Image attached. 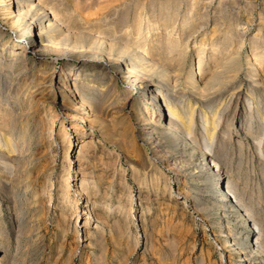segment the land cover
<instances>
[{"label": "rangeland", "instance_id": "obj_1", "mask_svg": "<svg viewBox=\"0 0 264 264\" xmlns=\"http://www.w3.org/2000/svg\"><path fill=\"white\" fill-rule=\"evenodd\" d=\"M133 1H136L134 4H138L142 10L146 7V10H143L145 17L142 21V24L145 23L143 25L145 30L149 25L161 24L166 14L169 16V13L173 14L176 12L175 9L181 8L180 16L174 21L172 28H176L174 38L178 39L181 36L183 44L187 47V55H184L183 61L176 56L179 59L176 62L166 64L159 62L162 66L151 67L152 73L146 72L140 81L136 74L130 76L128 69L121 64L106 69L103 61L94 62L91 53L84 54L81 57L82 61L79 62L77 58L80 54L77 55V51L81 49L75 48L76 52H71V49L75 51L74 43L75 46H80L79 36L75 40L73 38L81 31L85 35L87 33L89 36L87 42L90 43L91 36L96 33L92 31V35L90 34L92 28L88 27L87 23L98 19V13L105 12L108 0H105V3L104 0H51V8L60 12L62 16L59 31L61 39L56 41L57 44L54 43L56 46L52 45L46 52L38 51L36 47L40 44L38 37L32 38L29 32H13L0 15V96L2 97L0 98L2 113H0V133L7 134L8 130L11 132V129L7 127V130L4 125L6 122L11 123L16 126L14 141L22 144L18 145L19 154L14 153L11 157L13 158L15 154L19 157L18 163L16 162L18 169L15 172L4 171L3 162L0 161L3 167L0 168V264H264V121L256 110V103H260L258 107L264 111V97L259 96L255 88L250 85V78L246 74L249 60L254 58V53L262 51L264 53V0H223V2L193 0V3L192 0L190 2L189 0H145L149 3H144V0ZM159 1H161L160 5ZM220 5L226 6L227 9L223 10L226 7ZM169 7L172 9H163ZM184 13H191L192 18L197 19L194 28L197 29V33L194 29L180 31ZM221 14L224 15L221 17ZM79 15L83 18L78 19L81 17ZM95 17L98 18L94 19ZM215 21L220 23L222 34L216 33L212 38L211 30L215 26ZM204 22L208 26L201 28ZM230 24L231 28H229ZM71 28H74V31ZM68 31L70 34H66ZM155 32L161 35L164 29ZM227 32L233 35L232 40H234L229 44L225 43L226 40L223 38ZM72 34H75L73 38ZM66 35L67 39L64 38ZM258 36L261 37L257 40ZM235 40L244 41L240 53L241 67L237 73L240 76L235 83L241 91L237 94L232 92H237L239 89L230 92L224 90L220 93L217 91L205 99L199 95V97L195 96L197 94L194 92V95L189 89L191 84H188L190 82L188 79H190L189 75L194 74L196 77L194 80L201 83L197 72L199 58L196 52L201 47V43L208 44L202 48H206H203L204 61L210 65L206 70L212 72L221 59L235 52L237 48ZM215 43L219 46L215 48L218 50H213ZM13 44L19 45L17 51L22 53L21 55L16 57L9 53L8 48ZM225 45H229L228 49L229 52L232 50L231 53L226 50L227 54L223 50L226 48ZM260 45L262 46L259 47ZM254 47L259 48L258 51L254 50ZM67 50L70 53H66ZM53 51L58 53L61 51V55L66 53L68 56L62 57ZM215 59L218 61H215L217 64L213 61ZM180 68H183L181 70L184 72H181ZM25 69H28V72ZM164 69L169 71L170 80L168 75L163 76ZM178 74H181V77ZM176 75L182 82L176 79ZM209 76L211 73L206 79ZM162 78V81L165 80L164 83L160 82ZM143 79L144 83H142ZM45 82H47L46 88L42 86ZM175 84H178L177 87L174 86ZM156 87L158 89L161 87L160 90L164 93L167 92L166 95L177 107L180 115H183L193 104L195 130L192 133V140L189 137L175 140L171 134L154 130L157 103L153 102L152 91ZM83 97L90 98L98 107L95 111L97 116L100 115L95 122L97 126L95 123L93 125L94 129H91L87 121L83 119L81 121V118L85 117L80 104ZM30 103H34L33 106ZM74 108L78 109L74 110ZM202 112L214 118L217 114V123L219 121L216 140L207 148L205 147L207 138L200 119ZM166 115L168 116L167 112ZM80 116L79 122L77 118ZM76 127H79L83 134L80 130L76 135ZM146 130L153 131L155 143L150 141L151 135L144 134ZM64 133H67L66 139L64 136L60 137ZM38 134L48 136L40 137ZM190 141H196L201 148L205 147L207 150L203 153L207 160L215 161V164L212 163V166L215 165L214 174L217 172L214 181L206 177L205 172L204 174L200 172L199 167L204 164L201 157L203 154L200 147ZM170 160H172L171 164ZM173 162L176 165H173ZM81 182H85L86 187L80 190ZM26 186L31 187L25 188ZM62 188L70 189V196L64 200L60 195ZM226 188L231 193L233 202L239 207L233 203L235 206L233 212L220 208L223 202L220 190ZM78 189V192L75 191ZM87 202L93 212L91 216L84 215L88 211ZM86 217L90 220L87 228L84 227ZM236 241L241 244H234Z\"/></svg>", "mask_w": 264, "mask_h": 264}, {"label": "bare ground", "instance_id": "obj_2", "mask_svg": "<svg viewBox=\"0 0 264 264\" xmlns=\"http://www.w3.org/2000/svg\"><path fill=\"white\" fill-rule=\"evenodd\" d=\"M78 1V0H77ZM138 1V0H137ZM150 1H153V0H150ZM165 1V0H164ZM164 1L162 2V3H164ZM170 1H172V0H170ZM182 1V0H181ZM184 1V0H183ZM188 1V0H187ZM198 1V0H197ZM221 2H223V0H220ZM134 2H136V1H133V0H129V1H127V0H108V2H107V5H108V7H107V9L105 10V12H101V13H98L97 15H99V18L98 17H95L94 19H96V18H98V19H96V20H93V21H91V22H88L87 23V25H88V27H90V28H92V30L91 29H89V30H91V32H90V34L92 33V31H94L93 33H96L95 35H93V36H91V40H90V43H88L87 42V40L89 39V38H87V37H89V36H87V33H86V31H84L85 33H86V35L84 34V33H82V31H81V33L79 34V35H77V36H75V38H73L74 36L73 35H75L76 34V32H75V34H72L71 36H72V38H73V40H75L78 36H79V43L78 44H80V46H78V45H74L75 43H74V41L72 40V42L74 43L73 44V46H74V50H75V48H77L78 50H80L81 49V51H77L78 53H77V55L78 54H80V55H78L79 57L77 58L78 59V61L80 62V61H82V59H81V57H83L84 56V54H89V53H91L92 54V56H93V58H94V62L95 61H103L105 64L103 65L106 69H110L113 65H122V67H125V68H127L128 69V74L130 75V76H134L133 74H136V77H138L137 79L140 81V78H141V80H142V77L143 76H145L146 75V72L147 73H152V68L151 67H153L154 65H160V66H162L161 64H166V63H168V62H173V61H177V60H179V59H181L182 61H183V57H184V55H187L186 53V46H185V44H183V41H182V39L180 38H178V39H176V38H174V34H175V29L176 28H172L173 27V25H174V21L176 20L177 21V19H178V16H180V14H179V9H181V8H179L178 10L177 9H175V11L176 12H174L173 14H172V12L171 13H169V12H167V13H169L170 15L168 16V14H166V17H161V18H163L162 20V22H161V24L159 23V24H157V23H155V24H152V25H149L147 28H146V30H145V28H144V24H142V21H143V19H144V9L146 8H144L143 10H142V8H140L139 6H138V4H134ZM147 2V1H146ZM145 2V0H144V3H146ZM157 2V1H156ZM160 2L161 1H159L158 3H159V5H160ZM179 2V1H178ZM178 2H175V3H178ZM189 2H190V0H189ZM200 2V1H199ZM213 2V1H212ZM221 2H220V4H221ZM227 2V1H226ZM55 3V2H54ZM56 3H57V1H56ZM104 3H105V0H104ZM104 3H102V4H104ZM147 3H149V2H147ZM161 3V4H162ZM182 3V2H181ZM188 3V2H187ZM192 3H193V0H192ZM211 3V2H210ZM214 3V2H213ZM212 3V4H213ZM0 4H1V9H0V15L3 17V20L5 21V24L10 28V30H12L13 32H29L30 34H31V36H32V38H37L38 37V39L40 40V44H39V46H36V47H38V51H44V52H46V51H49L50 50V48H51V46L52 45H54V43H56V41L58 40V39H61V38H59V31H60V29H61V24L60 23H62V16L58 13V12H56V11H54L53 10V8H51L52 6H51V0H0ZM80 4V3H79ZM78 4V5H79ZM95 4V3H94ZM98 4V3H97ZM134 4V5H133ZM171 4V3H170ZM182 4H184V3H182ZM197 4H198V2H197ZM212 4H210V5H212ZM224 4V3H223ZM226 4V3H225ZM83 5V4H82ZM152 5V4H151ZM156 5V4H155ZM165 5V4H164ZM186 5V4H185ZM189 5H192V4H189ZM56 6V5H55ZM60 6H62L61 4H60ZM84 6V5H83ZM86 6V5H85ZM143 6V5H142ZM171 6V5H170ZM174 6V5H173ZM172 6V7H173ZM187 6V5H186ZM221 6V5H220ZM222 6H224V5H222ZM221 6V7H222ZM63 7V6H62ZM95 7H97V6H95ZM94 7V8H95ZM101 7V6H100ZM103 7V6H102ZM153 7V6H152ZM151 7V8H152ZM162 7V6H161ZM168 7V6H167ZM172 7H169V8H163L164 10H171L172 9ZM182 7H184V6H182ZM219 7V6H218ZM224 7H226V6H224ZM149 8V7H148ZM147 8V9H148ZM176 8H177V6H176ZM186 8V7H185ZM193 8H194V6H193ZM199 8V7H198ZM202 8V7H201ZM209 8V7H208ZM62 8L60 7V10H61ZM64 9V8H63ZM67 9V8H66ZM79 9V8H78ZM85 9V8H84ZM96 9V8H95ZM98 9V8H97ZM153 9V8H152ZM155 9V8H154ZM153 9V10H154ZM213 9V8H212ZM214 9H217V8H214ZM219 9H220V7H219ZM226 10L227 9V7L226 8H223V10ZM58 10H59V8H58ZM59 10V11H60ZM68 10H69V8H68ZM102 10V9H101ZM146 10V9H145ZM196 10V9H195ZM75 11V10H74ZM82 11H84V10H82ZM152 11V10H151ZM173 11V10H172ZM184 11V10H183ZM189 11H190V9H189ZM216 11V10H215ZM214 11V12H215ZM68 12V11H67ZM76 12V11H75ZM96 12V11H95ZM98 12V11H97ZM150 11H148V13H149ZM192 12V11H191ZM200 12V11H199ZM205 12V11H204ZM219 12H220V10H219ZM64 13V12H63ZM66 13V12H65ZM71 13V12H70ZM92 13V12H91ZM94 13V12H93ZM156 13V12H155ZM181 13V12H180ZM193 13V12H192ZM196 13V12H195ZM206 13V12H205ZM207 13H208V11H207ZM222 13V12H221ZM62 14V13H61ZM74 14V13H73ZM95 14V13H94ZM185 14V13H184ZM191 14V13H190ZM189 13H186L184 16H183V18H182V21H181V26H180V31L181 32H186V31H189V30H192V29H194L195 28V26H196V21H197V19L195 20V19H193L192 18V15L193 14H191L190 15ZM197 14V13H196ZM216 14H218V13H216ZM220 14V13H219ZM66 15V14H65ZM93 14H91V16H92ZM97 15H94V16H97ZM149 15V14H148ZM205 15H207V14H205ZM213 15H214V13H213ZM222 15H224V14H221V17H222ZM69 16V15H68ZM74 16H76V15H74ZM79 16H81V15H79ZM198 16H199V14H198ZM197 16V17H198ZM216 16V15H215ZM228 16V15H227ZM226 16V17H227ZM149 18H150V16H148ZM203 17V16H202ZM206 17H208V16H206ZM78 18V17H77ZM81 18H83L82 16L80 17V18H78V19H81ZM165 18H167V19H165ZM201 18V17H200ZM203 18H205V17H203ZM202 18V19H203ZM218 18V17H217ZM216 18V19H217ZM72 19V18H71ZM152 19V18H151ZM156 19V18H155ZM160 19V18H159ZM208 19V18H207ZM221 19V18H220ZM69 20V19H68ZM75 20H76V18H75ZM146 20V19H145ZM152 20H154V19H152ZM218 20H219V18H218ZM223 20V19H222ZM156 21V20H155ZM200 21H201V19H200ZM205 21V20H204ZM207 21V20H206ZM220 21V20H219ZM226 21V20H225ZM224 21V22H225ZM71 22V21H70ZM76 22V21H75ZM148 22H149V20H148ZM230 22V21H229ZM77 23V22H76ZM75 23V24H76ZM78 23H79V21H78ZM150 23V22H149ZM176 23V22H175ZM68 24V26L70 27V25H69V23H67ZM72 24V23H71ZM80 24V23H79ZM215 26L212 28V30H211V33L213 34L212 35V38L214 37V35L216 34V33H220L219 35H221L222 34V31H221V25H219L216 21H215ZM225 24V23H224ZM227 24V23H226ZM64 25V24H63ZM74 25V24H73ZM78 25V24H77ZM85 25V24H84ZM223 25V24H222ZM231 25V24H230ZM263 25V24H262ZM65 26V25H64ZM80 26V25H79ZM78 26V27H79ZM83 26V25H82ZM147 26V25H146ZM161 26H163L162 28L164 29V33H162L161 35H159L158 33H156L155 31L156 30H159V29H162V28H160ZM176 26H177V24H176ZM204 26H208V24L207 23H202L201 24V28H204ZM220 26V27H219ZM228 26V25H227ZM227 26H226V28H227ZM236 26V25H235ZM75 27V26H74ZM84 27H86V25L84 26ZM218 27H219V29H218ZM232 27V25L229 27V28H231ZM171 28H172V30H171ZM200 28V29H201ZM224 28V27H223ZM222 28V29H223ZM228 28V29H229ZM238 28V27H237ZM64 29V28H63ZM62 29V30H63ZM72 30L74 29V28H71ZM75 29H76V27H75ZM88 29V28H87ZM233 29V28H232ZM66 29H64V31H65ZM83 30V29H82ZM84 30H86V29H84ZM89 30H87V31H89ZM197 30V29H196ZM195 29H194V31L197 33V31H196ZM230 30V29H229ZM64 31H63V33H64ZM74 31V30H73ZM78 31H79V28H78ZM163 31V30H162ZM225 31V30H224ZM223 31V32H224ZM227 31V30H226ZM232 31V30H231ZM231 31H229V32H231ZM66 32V31H65ZM159 32H161V31H159ZM177 32H179V31H177ZM229 32H227L226 34H225V37H223L224 38V40H226L225 41V43H232L234 40H232V37H233V35L232 34H230ZM28 33V34H29ZM61 33V32H60ZM71 33H74V32H71ZM225 33V32H224ZM235 33V32H234ZM27 34V33H26ZM25 34V35H26ZM66 34H70V32L68 31V33H66ZM178 34V33H177ZM195 34V33H194ZM24 35V36H25ZM62 35V34H61ZM92 35V34H91ZM235 35H236V33H235ZM30 36V37H31ZM137 36V38H135ZM216 37V36H215ZM222 37V36H221ZM261 37V36H260ZM259 36L257 37V40L260 38ZM1 38V37H0ZM64 38H66L67 39V35H66V37H64ZM206 38V37H205ZM204 38V39H205ZM209 38V37H208ZM239 38V37H238ZM256 38V37H255ZM234 39V38H233ZM1 40V39H0ZM257 40H255V41H257ZM261 40V39H260ZM259 40V41H260ZM35 41V40H34ZM33 41V42H34ZM60 41V40H59ZM69 41V40H68ZM71 41V40H70ZM77 41V40H76ZM209 41V40H208ZM212 41V40H211ZM216 41V40H215ZM222 41V40H221ZM235 41H237V40H235ZM254 41V40H253ZM252 41V42H253ZM39 42V41H38ZM61 42V41H60ZM63 42V41H62ZM71 42V43H72ZM58 43V42H57ZM56 43V44H57ZM70 43V42H69ZM88 43V44H87ZM201 43V42H200ZM207 42H202L201 43V47L198 49V51H196V52H198V62H197V67H198V75L200 76V82L202 83H198V82H196L195 80H194V78H196V77H194V74H192V75H189L190 76V79H188V80H190V82L188 83L191 87L189 88V89H191L192 90V93L194 94V92H195V94H197V95H195V96H197V97H204V99H205V97H207V98H209L210 97V94H213V93H216L217 91H219V93H220V91H224V90H226V92L227 91H233V90H237V89H239L238 87L239 86H236V81H238L237 80V78L240 76H238V72L240 71V67L241 66H239V65H241L240 63H241V61H240V53H241V48L243 47V45H244V41H237V48H236V50H235V52H233L232 54H228L227 52H229L230 50L228 49V47H229V45H225L226 46V48L225 49H223V50H225V52H226V50H227V57H224V59H221L220 61L221 62H219L218 64L215 62V61H217L216 59L215 60H213L218 66L219 65H221V67H218L217 65H215V66H217L216 67V69L215 70H212V72L210 71H208L207 72V70H206V67H208V66H210L209 65V63L208 62H205L204 61V59H205V50L204 49H206V48H202V46H205L206 47V45H208V44H206ZM222 43V42H221ZM254 43V42H253ZM10 44V43H9ZM62 44V43H61ZM66 43H64V45H65ZM68 44V43H67ZM220 44V43H219ZM223 44V43H222ZM259 44V43H258ZM263 44V43H262ZM60 45V44H59ZM58 45V47H60ZM252 45V44H251ZM256 45V44H255ZM54 46H56V45H54ZM63 46V45H62ZM62 46H61V48H62ZM71 46V48H72V44L70 45ZM211 46V45H210ZM216 46H218L216 43L215 44H213V50L216 48ZM231 46V45H230ZM254 46V45H253ZM262 45H260L259 47H261ZM34 47V46H33ZM56 48V49H60V48ZM219 47V46H218ZM221 47V46H220ZM224 47V46H223ZM252 47V46H251ZM53 48V47H52ZM65 48H66V45H65ZM65 48H63V49H65ZM68 48H70L69 46H68ZM67 48V49H68ZM19 49V45H17V44H13V45H11V46H9V48H8V51H9V53H11V54H13L14 56H19V55H21L20 53H19V51H17ZM76 49V50H77ZM86 49V50H85ZM189 49V48H188ZM232 49V48H231ZM254 50H257L258 51V49H257V47H254L253 48ZM262 49V48H261ZM4 50V49H3ZM52 50H54V49H52ZM60 50H62V49H60ZM69 50V49H68ZM68 50L66 51V53H70V52H68ZM76 50L75 51H72V49H71V52H76ZM212 50V49H211ZM215 50H218V48L217 49H215ZM234 50V49H233ZM253 50V51H254ZM36 51V50H35ZM65 51V50H64ZM220 51V53H221V50H219ZM260 51V50H259ZM37 52V51H36ZM35 52V53H36ZM60 53H58V52H54L53 51V53H55V54H60L61 55V51H59ZM63 52V51H62ZM214 52V51H213ZM224 52V53H225ZM231 52H232V50H231ZM231 52H229V53H231ZM263 52V51H262ZM259 53V52H255L254 53V58L253 59H250L249 60V67H248V70L246 71L247 73V76L250 78V82H251V84L250 85H252L254 88V90H256L257 92H258V95L259 96H263L264 97V53ZM8 53V52H7ZM38 53V52H37ZM52 53V52H51ZM66 53H62V57L63 56H68ZM218 53V52H217ZM225 53V54H226ZM75 54V53H74ZM59 55V56H60ZM71 55V54H70ZM222 55H224L223 53H222ZM24 56H25V54H24ZM27 56V55H26ZM179 58H177V57ZM247 56V55H246ZM89 57V56H88ZM222 57V56H221ZM19 58V57H18ZM25 58V57H24ZM212 58H214V57H212ZM218 58H220V57H218ZM27 59V58H26ZM86 59V58H85ZM249 59V58H248ZM22 60V59H21ZM25 60V59H24ZM90 60V59H89ZM88 60V61H89ZM128 60V61H127ZM26 62V61H25ZM159 62H161V64L159 63ZM179 63H180V65H181V62L180 61H178ZM218 62V61H217ZM178 63V64H179ZM184 63H185V61H184ZM5 64V63H4ZM26 64V63H25ZM177 64V65H178ZM182 64H183V62H182ZM247 64V63H246ZM3 65V64H2ZM12 65V64H11ZM15 65V64H14ZM84 65H86V64H84ZM83 65V66H84ZM171 65V64H170ZM180 65H178V66H180ZM9 66V65H8ZM26 66V65H25ZM24 66V67H25ZM176 66V65H175ZM214 66V67H215ZM0 67H1V65H0ZM23 67V66H22ZM88 67V66H87ZM120 67V66H119ZM4 68H5V66H4ZM12 68V67H11ZM103 68V67H102ZM174 68V67H173ZM179 67H177V69H178ZM186 68V67H185ZM222 68V70H220ZM172 69V68H171ZM176 69V70H177ZM181 69H183V68H180L179 70H181ZM196 69V68H195ZM28 70V69H27ZM26 69H25V71H27ZM165 70V69H164ZM179 70L177 71V73H179ZM210 70V69H209ZM242 70H243V68H242ZM3 71V70H2ZM20 71H21V69H20ZM19 71V72H20ZM25 71H24V73H25ZM70 71V70H69ZM83 71H85V70H83ZM28 72V71H27ZM109 72V71H108ZM127 72H126V74H127ZM168 72L169 71H167V69L163 72V76H167L168 75V80H170L169 79V74H168ZM174 72V74H176L175 73V70L173 71ZM181 72H184L183 70H181ZM180 72V73H181ZM21 73V72H20ZM19 73V74H20ZM123 73H125V72H123ZM162 73V72H161ZM160 73V74H161ZM189 73V72H188ZM209 73H211V76H209L207 79H206V77H207V75L209 74ZM79 74V73H78ZM110 74V73H109ZM182 74V73H181ZM181 74L179 75L180 77H181ZM191 74V73H190ZM38 75V74H37ZM64 75V74H63ZM170 75H172V72H171V74ZM178 75H176L177 77H176V79H178ZM15 76V75H14ZM14 76H12V77H14ZM26 76V75H25ZM147 76H149L148 74H147ZM186 76V75H185ZM184 76V77H185ZM17 77V76H16ZM19 77V76H18ZM48 77V76H47ZM51 77V76H50ZM103 77V76H102ZM127 77V76H126ZM135 77V78H136ZM151 77V76H150ZM154 77V76H153ZM156 77V76H155ZM174 77V76H173ZM26 78H27V76H26ZM41 78V77H40ZM85 78V77H84ZM164 78V77H163ZM163 78L160 80V82L163 80ZM172 78V77H171ZM175 78V77H174ZM186 78V77H185ZM17 79V78H16ZM50 79V78H49ZM86 79V78H85ZM88 79V78H87ZM149 79V78H148ZM153 79V78H152ZM166 80H167V78H165ZM204 79H206L205 81H204ZM18 80V79H17ZM32 80H33V77H32ZM51 80V79H50ZM135 80V79H134ZM133 80V81H134ZM138 80H137V83H138ZM147 80V79H146ZM150 80V79H149ZM173 80V79H172ZM179 80H181V78H179L178 79V81ZM202 80V81H201ZM24 81V80H23ZM26 81V80H25ZM165 81V80H164ZM164 81H162L163 83H164ZM175 81H177V80H175ZM185 81H187V79H185ZM184 81V82H185ZM11 82V81H10ZM16 82H18V81H16ZM31 82V81H30ZM44 82V81H43ZM49 82V81H48ZM145 81H144V79H143V81H142V83H144ZM152 82V81H151ZM174 82V81H173ZM180 82H182V80L180 81ZM179 82V83H180ZM188 82V81H187ZM14 83H15V81H14ZM23 83V82H22ZM29 83V82H28ZM52 83V82H51ZM141 83V84H142ZM150 83V82H149ZM169 83H170V81H169ZM186 83V82H185ZM40 84V83H39ZM50 84V83H49ZM160 84V83H159ZM30 85V84H29ZM32 85V84H31ZM30 85V86H31ZM45 85H47V82H45V83H43V87H45ZM144 85V84H143ZM168 85V84H167ZM173 85V84H172ZM176 85H178V84H175L174 86H176ZM53 86V85H52ZM147 86V85H146ZM159 86V85H158ZM160 86H161V84H160ZM166 86V85H165ZM187 86V85H186ZM34 87V86H33ZM38 87V86H37ZM49 87V86H48ZM63 87V86H62ZM162 87V86H161ZM160 87V88H161ZM173 87V86H172ZM177 87V86H176ZM189 87V86H188ZM13 88V87H12ZM20 88V87H19ZM23 88V87H22ZM46 88V87H45ZM61 88V87H60ZM65 88V87H64ZM73 88H75V87H73ZM93 88V87H92ZM140 88H141V85H140ZM160 88L158 89V87H156V89L155 90H153L152 91V99H153V102H156L157 103V108H156V112H157V114H156V121H155V123H156V126H155V129L154 130H161L162 132H166V133H168V134H171L172 135V137L175 139V140H178L179 138H184L185 139V137L186 138H190L191 140L193 139V135H192V133H194V128H195V108H193L194 106H193V104H191V106L189 107V109L187 110V111H183L184 112V116L183 115H180V112L178 111V109H177V107L174 105V104H172L171 102H170V99H169V97H168V95H166V93H164V91L163 90H160ZM164 88V87H163ZM162 88V89H163ZM26 89V88H25ZM50 89V88H49ZM77 89V88H76ZM83 89V88H82ZM165 89V88H164ZM167 89H169V88H167ZM171 89V88H170ZM169 89V90H170ZM173 89H175L174 87H173ZM172 89V90H173ZM188 89V90H189ZM27 90H28V88H27ZM26 90V91H27ZM61 90V89H60ZM69 90V89H68ZM88 90V89H87ZM33 91V90H32ZM63 91V90H62ZM65 91V90H64ZM76 91V90H75ZM83 91H84V89H83ZM98 91V90H97ZM241 90L239 89L237 92L235 91L234 93L232 92V94H237V93H239ZM20 92V91H19ZM24 92V91H23ZM38 92H40V91H38ZM61 92V91H60ZM170 92V91H169ZM35 93V92H34ZM105 93V92H104ZM103 93V94H104ZM37 94V93H36ZM54 94V93H53ZM72 94V93H71ZM20 95V94H19ZM44 95H45V93H44ZM47 95H49V94H47ZM89 95V94H88ZM101 95V94H100ZM199 95V96H198ZM208 95H209V97H208ZM62 96V95H61ZM151 96V95H150ZM149 96V97H150ZM249 96V95H248ZM25 97V96H24ZM31 97V96H30ZM64 97H65V94H64ZM98 97V96H97ZM108 97V96H107ZM145 97V96H144ZM258 97V96H257ZM0 98H2L1 96H0ZM6 98H8V97H6ZM39 98V97H38ZM63 98V97H62ZM76 98V97H75ZM110 98V97H109ZM206 98V99H207ZM28 99V98H27ZM64 99V98H63ZM108 99V98H107ZM252 99V98H251ZM254 99H255V96H254ZM257 99V98H256ZM2 100V99H1ZM30 100H32V99H30ZM68 100V99H67ZM103 100V99H102ZM110 100V99H109ZM200 100V99H199ZM258 100H260V99H258ZM55 101V100H54ZM65 101V100H64ZM70 101V100H69ZM97 101V100H96ZM104 101H105V99H104ZM107 101V100H106ZM152 101V100H151ZM256 101V100H255ZM262 101V100H261ZM31 102V101H30ZM33 102H35V101H33ZM37 102V101H36ZM35 102V103H36ZM52 102V101H51ZM263 102V101H262ZM54 102H52V104H53ZM65 103V102H64ZM96 102H94V104H95ZM98 103V102H97ZM190 103V102H189ZM256 103V102H255ZM24 104V103H23ZM31 104V103H30ZM32 104H34V103H32ZM31 104V105H32ZM51 104V105H52ZM81 104V107L83 108L82 110H84V112H85V117H83V118H81V116L80 117H78L77 118V120L79 119V122H80V118H81V121H82V119L84 120V121H87V123H89V125H90V127H91V129H94V123L96 122V121H98L97 119H98V116L100 115H98L97 116V114H96V109H98V107L96 106V105H94L93 103H92V100L90 99V98H88V97H83L82 98V102L80 103ZM79 104V105H80ZM257 104V112H258V114L260 115L259 117L264 121V111L263 110H261V108H259L258 107V104H260V103H256ZM3 105V104H2ZM39 105V104H38ZM37 105V106H38ZM54 105V104H53ZM64 105V104H63ZM102 105V104H101ZM264 105V104H263ZM19 106V105H18ZM25 106H26V104H25ZM28 106V105H27ZM30 106V105H29ZM33 106V105H32ZM65 106V105H64ZM103 106V105H102ZM188 106V105H187ZM7 107V106H6ZM10 107V106H9ZM9 107H8V109H9ZM40 107V106H39ZM69 107V106H68ZM68 107H66V108H68ZM73 107V106H72ZM77 107V106H76ZM75 107V108H76ZM80 107V106H79ZM104 107V106H103ZM166 108V110H164V108ZM74 108V110H77V109H75ZM99 108H100V106H99ZM105 108V107H104ZM188 108V107H187ZM6 109V108H5ZM29 110H30V107L28 108ZM69 109V108H68ZM80 109V108H79ZM103 109V108H102ZM70 110H71V108H70ZM73 110V109H72ZM105 110V109H104ZM184 110V109H183ZM49 111H51V109L49 110ZM99 111V110H98ZM209 111V110H208ZM253 111V110H252ZM8 112H9V110H8ZM32 112V111H31ZM48 112V111H47ZM83 112V111H82ZM104 112V111H103ZM155 112V113H156ZM163 112H164V114H163ZM166 112L168 113V116L166 115ZM0 113H1V111H0ZM12 113V112H11ZM98 113V112H97ZM2 114V113H1ZM13 114V113H12ZM212 114V113H211ZM214 114V113H213ZM49 115V114H48ZM53 115V114H52ZM153 115V114H152ZM210 115V114H209ZM209 115H207L206 113H201L200 114V116H201V123H202V128H203V131H204V134H205V137L207 138V142L205 143V147L207 148L208 146H211V145H213V143L215 142V137H216V129H217V127L219 126V121H218V123H217V118H216V116H217V114H216V116H215V118L214 117H210ZM8 116V115H7ZM69 116H72V115H69ZM75 116V115H74ZM2 117V116H1ZM10 117H11V115H10ZM14 117V116H13ZM13 117H12V119H13ZM16 117V116H15ZM54 117H56V116H54ZM116 117H118V116H116ZM18 118H19V116H18ZM71 118H73V116L71 117ZM6 119H7V117H6ZM9 119V118H8ZM76 119V118H75ZM2 120H3V118H2ZM1 120V121H2ZM4 120H5V118H4ZM6 121V120H5ZM9 121V120H8ZM83 121V122H84ZM10 122V121H9ZM12 122V121H11ZM14 122V121H13ZM18 122V121H17ZM78 122V123H79ZM1 123V122H0ZM4 123V122H3ZM15 123H16V121H15ZM86 123V122H85ZM114 123V122H113ZM99 124V123H98ZM105 124V123H104ZM3 125V124H2ZM5 126H6V129H7V127H9L10 129H11V132H9V130L8 131H6L7 132V134H2V132L0 133V161H2L3 162V166H4V171L6 170V171H9V173H12V172H15V170H17L18 169V166H17V164H16V162L18 163V160H19V157L18 156H15L14 155V157L13 158H11L12 157V154H14V153H18L19 154V152H18V145L19 144H21V143H18L17 144V142L16 141H14V138H13V134L15 133L14 132V130H15V128H16V126H14V125H11V123L9 124V123H7L6 122V124H4ZM88 125V124H87ZM95 125H96V123H95ZM73 126V125H72ZM97 126V125H96ZM99 126V125H98ZM101 126H103V124L101 125ZM1 127V126H0ZM90 127H88V128H90ZM74 128V127H73ZM99 128V127H98ZM104 128V127H103ZM5 129V130H6ZM18 129V128H17ZM24 129V128H23ZM102 129V128H101ZM100 129V130H101ZM13 130V131H12ZM20 130V129H19ZM26 130V129H25ZM80 128L79 127H76L75 128V134L77 135V133L79 134V132H80ZM99 130V129H98ZM106 130V129H105ZM1 131H2V129H1ZM95 131V130H94ZM19 132V131H18ZM26 132H28L27 130H26ZM50 132V131H49ZM64 132V130H62V133ZM98 132V131H97ZM20 133V132H19ZM48 133V132H47ZM41 134V133H40ZM40 134H38L39 136H40ZM50 134V133H49ZM60 134V133H59ZM81 134H83L82 133V130H81ZM101 134H103V133H101ZM144 134H146V135H151L152 136V134H153V131H149L148 132V130H146V132L144 133ZM17 135V134H16ZM19 135V134H18ZM15 136V135H14ZM28 136V135H27ZM42 136V135H41ZM40 136V137H41ZM44 136V135H43ZM42 136V137H43ZM46 136V135H45ZM44 136V137H45ZM48 136V135H47ZM46 136V137H47ZM51 136V135H50ZM61 136H67V133H64L63 135H60V137ZM21 137V136H20ZM36 137V136H35ZM63 137V138H64ZM153 137L154 136H152V137H149L150 138V141L152 140V142L153 143H155V140L153 139ZM28 138V137H27ZM26 138V139H27ZM49 138V137H48ZM20 139V138H19ZM30 139V138H29ZM46 139V138H45ZM65 139H66V137H65ZM65 139H63V140H65ZM158 139V138H157ZM172 139V138H171ZM190 139H188V141L190 140ZM16 140V139H15ZM41 141H42V139H40ZM51 140V139H50ZM21 141V140H20ZM47 141V140H46ZM187 141V140H186ZM21 142H23V141H21ZM51 142H52V140H51ZM50 142V143H51ZM93 142V141H92ZM191 142V141H190ZM193 142H195V144H197L198 145V143L196 142V141H192L191 143H193ZM26 143V142H25ZM49 143V142H48ZM63 143V142H62ZM65 143V142H64ZM69 143V142H68ZM87 143V142H86ZM186 143V142H185ZM194 144V145H195ZM22 145V144H21ZM54 145V144H53ZM62 145V144H61ZM66 145V144H65ZM93 145V144H92ZM49 146V145H48ZM69 145H67V147H68ZM83 146V145H82ZM65 147V146H64ZM70 147V146H69ZM91 147V146H90ZM198 147H200V149H201V152H202V154H203V156H201V157H203V162L202 163H204L203 165H201V167H199L200 169H201V173H203V172H205V175H206V177H209V178H215L216 177V173L214 174V170H213V167L215 166H212V163L213 164H215V161H209V160H207V157H206V155H205V153H203V152H205V150H207L205 147H203V148H201V146L200 145H198ZM184 148V147H183ZM83 149V148H82ZM84 150V149H83ZM21 151H23V150H21ZM47 151V150H46ZM66 151H67V149H66ZM70 151V150H69ZM80 152V151H79ZM87 154H88V152H87ZM201 154V153H200ZM23 155V154H22ZM66 155V154H65ZM78 155V154H77ZM86 155V154H85ZM85 155H83V156H85ZM20 156H21V154H20ZM82 156V157H83ZM87 156V155H86ZM91 156V155H90ZM166 156V155H165ZM67 157H69L68 155H67ZM66 157V158H67ZM88 158V157H87ZM214 158V157H213ZM83 159V158H82ZM89 159V158H88ZM90 159H91V157H90ZM21 160V159H20ZM23 160V159H22ZM69 160V159H68ZM77 160V159H76ZM81 160V159H80ZM78 161V160H77ZM76 161V162H77ZM84 161V160H83ZM23 162V161H22ZM71 162V161H70ZM86 162V161H85ZM92 162V161H91ZM188 162V161H187ZM172 163V160H170V164ZM184 163H185V161H184ZM193 163V162H192ZM199 163V162H198ZM1 164V163H0ZM20 164V163H19ZM80 164V163H79ZM92 164V163H91ZM173 165H176L175 164V162H173ZM188 165V164H187ZM199 165V164H198ZM1 167V169H3V167H2V165H0ZM86 166V165H85ZM189 166V165H188ZM81 167V166H80ZM20 168V167H19ZM21 168H22V166H21ZM85 168V167H84ZM91 168V167H90ZM25 169V168H24ZM172 169H173V167H172ZM26 170V169H25ZM28 170V169H27ZM26 170V171H27ZM67 170V169H66ZM70 170V169H69ZM20 171V170H19ZM21 171H22V169H21ZM71 171V170H70ZM82 171V170H81ZM86 171V170H85ZM93 171V170H92ZM17 172V171H16ZM29 172V171H28ZM87 172H89V171H87ZM19 173V172H18ZM66 173V172H65ZM198 173V172H197ZM5 174V173H4ZM28 174H30V173H28ZM68 174V173H67ZM69 174H70V172H69ZM84 174V173H83ZM204 174V173H203ZM10 175V174H9ZM12 175V174H11ZM14 175H16V173H14ZM13 175V176H14ZM21 175V174H20ZM26 175V174H25ZM85 175V174H84ZM91 175V174H90ZM89 174H88V176H90ZM8 176V175H7ZM6 176V177H7ZM22 176V175H21ZM21 176H20V178H21ZM83 176V175H82ZM200 176V175H199ZM11 177V176H10ZM15 177V176H14ZM13 177V178H14ZM31 177V176H30ZM62 177V176H61ZM60 177V178H61ZM69 177H70V175H69ZM68 177V178H69ZM81 177V176H80ZM86 177V176H85ZM9 178V177H8ZM28 178V177H27ZM66 178V177H65ZM17 180L19 179V178H16ZM22 179V178H21ZM30 179V178H29ZM28 179V180H29ZM34 179V178H33ZM63 179H64V177H63ZM90 179H91V177H90ZM23 180V179H22ZM27 180V179H26ZM27 180V181H28ZM35 180V179H34ZM66 180V179H65ZM65 180H64V182H65ZM82 180L84 181V179L82 178ZM87 179H85V181H86ZM89 180V179H88ZM204 181H205V178L203 179ZM207 180H209V179H207ZM217 180V179H216ZM3 182L5 181V180H2ZM15 181V180H14ZM30 181V180H29ZM48 181V180H47ZM63 181V180H62ZM93 181V180H92ZM201 181V180H200ZM212 181H214V179L212 180ZM9 182V181H8ZM13 182V181H12ZM21 182V181H20ZM24 182V181H23ZM49 182V181H48ZM59 182V181H58ZM80 182V181H79ZM10 183H11V180H10ZM15 183V182H14ZM13 183V184H14ZM17 183H18V181H17ZM26 183V182H25ZM31 183V182H30ZM60 183H62V182H60ZM65 183H67V182H65ZM65 183H63V184H65ZM82 184H81V187H80V190H81V188H84V186H85V182L83 183V182H81ZM209 183V182H208ZM3 184V183H2ZM12 184V183H11ZM20 184V183H19ZM46 184V183H45ZM62 184V185H63ZM80 184V183H79ZM214 184H215V182H214ZM220 184V183H219ZM7 185H9V183H7ZM15 185H17V184H15ZM29 185H31V184H29ZM47 185H48V183H47ZM61 185V186H62ZM93 185V184H92ZM95 185H96V183H95ZM13 186V185H12ZM19 186H21V185H19ZM46 186V185H45ZM44 186V188H46V189H50V188H47V187H45ZM51 186V185H50ZM53 186V185H52ZM64 186V185H63ZM62 186V187H63ZM66 186H68L67 184H66ZM79 186V185H78ZM8 187V186H7ZM17 187V186H16ZM30 188L31 186H26L25 188ZM49 187V186H48ZM71 187V186H70ZM86 187V186H85ZM225 187V186H224ZM14 188H15V186H14ZM13 188V189H14ZM19 188H21V187H19ZM43 188V189H44ZM53 188V187H52ZM96 188V187H95ZM0 189H1V187H0ZM11 189V188H10ZM42 189V190H43ZM63 189V188H62ZM61 189V191H60V195H61V199L62 200H64V199H66V197H69L70 196V189L69 188H64L63 190ZM87 189H88V187H87ZM89 189H90V187H89ZM3 190V189H2ZM27 190V189H26ZM53 190V189H52ZM86 190V189H85ZM93 190V189H92ZM75 191H79V189L78 190H75ZM83 191V190H82ZM46 192V191H45ZM44 192V193H45ZM51 192H53V191H51ZM93 192V191H92ZM18 193V192H17ZM47 193H48V191H47ZM80 193V192H79ZM82 193V192H81ZM86 193H87V190H86ZM91 193V192H90ZM89 193V194H90ZM219 193V192H218ZM15 194H16V191H15ZM19 194V193H18ZM84 194H85V192H84ZM220 194H221V198H222V204H221V206H220V208L222 207L223 209H226V211L227 210H229V211H231L232 210V212L234 211L233 209H235V206L233 205V203L235 204V202H233V197L231 196V193L227 190V188L226 189H222V190H220ZM233 194L234 195H236L234 192H233ZM17 195V194H16ZM45 195H47V194H45ZM76 195V194H75ZM72 196V195H71ZM90 196V195H89ZM88 196V197H89ZM94 196V195H93ZM15 197V196H14ZM36 197H38V196H36ZM13 198V197H12ZM16 198V197H15ZM90 198V197H89ZM96 198V197H95ZM36 199V198H35ZM50 199V198H49ZM70 199V198H69ZM220 199V198H219ZM71 200V199H70ZM95 200V199H94ZM35 201H38V200H35ZM69 201V200H68ZM75 201V200H74ZM59 202H60V200H59ZM66 202V201H65ZM73 202V201H72ZM218 202V201H217ZM60 204H62L61 202H60ZM71 203H69V205H70ZM76 204V203H75ZM86 204V203H85ZM87 212L86 213H84V215H88V216H91V213H93L92 211H91V208H90V206H89V203L87 202ZM218 204V203H217ZM65 205V204H64ZM236 205V204H235ZM95 206V205H94ZM219 206V205H218ZM237 206V205H236ZM73 207V206H72ZM238 207V206H237ZM89 208V209H88ZM219 208V207H218ZM239 208V207H238ZM78 209V208H77ZM104 209V208H103ZM236 212H239L240 213V211H236ZM225 213V212H224ZM231 214V213H230ZM234 215V214H233ZM224 216H226V214H224ZM227 216H228V214H227ZM228 218H229V216H228ZM239 218H240V214H239ZM82 219V218H81ZM85 219V223H84V227H86L87 228V226L90 224V220H89V218L88 217H86V218H84ZM237 220V219H236ZM239 220V219H238ZM241 220V219H240ZM82 221V220H81ZM92 225V224H91ZM90 227V226H89ZM85 228V229H86ZM229 229V228H228ZM234 230V229H233ZM219 234V233H218ZM221 235V234H220ZM226 235V234H225ZM224 236V235H223ZM231 236V235H230ZM229 236V237H230ZM226 239V238H225ZM241 242V241H240ZM228 244V243H227ZM230 244V243H229ZM234 244H236V245H239V244H241V243H238V241H236ZM233 245V244H232ZM2 247V246H1ZM236 247V246H235ZM255 249L256 248H254V251H255ZM238 250V249H237ZM246 250V249H245ZM245 250H244V252H245ZM3 251V250H2ZM247 251V250H246ZM237 253H238V251H236ZM235 252V253H236ZM242 252V251H241ZM236 253V254H237ZM246 253V252H245ZM247 254V253H246ZM244 255V254H243ZM244 257V256H243ZM243 260V259H242ZM241 260V261H242Z\"/></svg>", "mask_w": 264, "mask_h": 264}]
</instances>
